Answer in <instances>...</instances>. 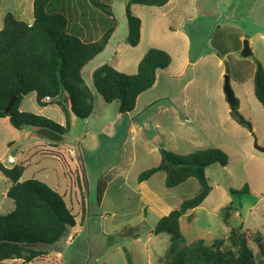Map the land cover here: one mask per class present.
<instances>
[{
  "label": "rangeland",
  "instance_id": "1",
  "mask_svg": "<svg viewBox=\"0 0 264 264\" xmlns=\"http://www.w3.org/2000/svg\"><path fill=\"white\" fill-rule=\"evenodd\" d=\"M101 1L110 5L116 28L105 49L84 67L90 87L93 71L103 64L136 73L150 48L166 51L171 62L157 73L154 86L138 98L131 114L119 115L116 102L108 104L94 93L91 116L84 120L72 116L69 131L59 137L74 150L73 177L58 159L43 155L42 147L34 148L40 139L32 128L17 130L7 118L0 119V162L23 166L21 181L46 183L64 197L75 216V227L29 264H126L125 251L134 264H163L172 252L171 240L167 234L151 233L159 217L143 202L142 189L153 191L155 199L175 209L195 196L199 185L190 178L167 188L160 171L140 189L136 177L160 163L162 150L183 158L209 147L223 150L228 163L207 167L212 190L200 206L180 218L182 237L187 243L222 237L224 247L237 249L239 233L253 250L255 264H264L254 241L259 237L264 243V151L256 148L264 147V109L254 96L252 78L254 61L264 66V42L254 39L250 45L247 38L258 29L264 33V0H169L164 7L133 4L130 12L142 22L135 47L125 42L127 0ZM32 5L33 0H1L0 29L6 14L31 22ZM48 8L70 10L79 18L73 25L94 37L108 21L87 0H59ZM245 41L251 50L248 57L241 55ZM225 67L238 113L251 124V131L230 115L223 90ZM19 109L63 120L56 105L41 112L34 93L22 98ZM131 122L140 127L138 132H128ZM9 156L15 161L10 162ZM245 185L248 193L230 192ZM8 186L0 174V214L13 210L6 196Z\"/></svg>",
  "mask_w": 264,
  "mask_h": 264
},
{
  "label": "trees",
  "instance_id": "2",
  "mask_svg": "<svg viewBox=\"0 0 264 264\" xmlns=\"http://www.w3.org/2000/svg\"><path fill=\"white\" fill-rule=\"evenodd\" d=\"M87 1L108 18L102 33L96 37L73 25L79 18L70 10L48 8L50 4H58L59 0H33L31 24L17 20L12 14L4 16L0 29V119L7 118L13 128L33 127L59 138L69 130L70 115L82 120L91 116L94 93L108 104L116 102L119 114H131L138 98L154 86L157 73L169 66L171 57L166 51L150 48L138 62L136 73L125 74L103 64L93 71L90 87L83 77L84 67L105 49L115 31L116 20L108 3ZM168 2L127 0L125 42L129 46L139 44L141 28V20L130 12L131 5L163 7ZM225 74H228L227 67ZM29 93H34L39 107L57 105L64 113L65 124L20 111V102ZM253 93L264 109V67L258 60L254 61ZM13 98L11 108L5 112ZM237 109L236 101L230 115L251 131V124ZM227 163L228 156L220 148H203L183 158L162 150L160 163L137 175L136 181L141 183L163 171L167 188H174L190 178L199 185L195 196L159 218L151 230L154 235L167 234L170 237L169 250L172 252L163 264H255L253 250L237 233L239 227L231 231L237 233V249L224 247L222 237L214 238L210 243L202 238L187 243L181 234L180 218L200 206L212 190L206 175L207 167L212 164L223 167ZM0 173L10 181L6 196L13 203V210L0 214V264L7 260L29 264L45 256V248L57 244L70 228L75 227V216L64 197L46 183L37 179L21 181L22 166L7 168L0 163ZM230 192L242 195L248 193L249 188L245 185L239 191ZM254 241L264 258L262 239L255 237ZM125 259L126 264H134L129 251H125Z\"/></svg>",
  "mask_w": 264,
  "mask_h": 264
},
{
  "label": "crops",
  "instance_id": "3",
  "mask_svg": "<svg viewBox=\"0 0 264 264\" xmlns=\"http://www.w3.org/2000/svg\"><path fill=\"white\" fill-rule=\"evenodd\" d=\"M170 11H171V9H170ZM32 21L29 22L28 24H31ZM141 34H142V22H141V28H140V38H141ZM247 38L249 40V44L250 45L252 44V41L254 39H261L264 42V33L261 30L258 29L251 36H247ZM186 40H187V45H188V39L186 38ZM253 71H254V69H253ZM252 76H253V74H252ZM51 105H55V104H50V105H47L45 107H40L41 108V112L44 111L48 106H51ZM94 106H95V99H94ZM62 114H63V117H62L63 120L57 121L59 124H61L62 122H64V124H65V116H64L63 112H62ZM41 115L49 118V116H46L45 114H41ZM127 115H129V114H127ZM71 118H72V115H70V117H69L70 126H71ZM64 124H61V125H64ZM136 125L137 124H133L131 122V124H130V126L128 128L129 129L128 132L129 133H135L137 130H140V127H137ZM30 128L33 129V132L40 139L38 141V144L34 145V148H39V147L41 148L42 147V149L40 151L45 152V154L43 153V155H48L51 158L58 159L61 162V164L63 165V168L65 169V171L67 170L69 175L71 177H73L71 172L76 173V171H77L76 170V164H75V158H72V155L74 154V150L72 148H67L66 144H64L62 142L63 141L62 137L57 138L53 133H51L49 131H44V130H40V129L33 128V127H30ZM9 160H10V162H14L15 161V157L14 156H9ZM0 163L2 164V162H0ZM4 166L7 167V168L13 167V166H7V165H4ZM23 170H24V167H23ZM45 179H49V177L45 176ZM70 184H72V185H70L71 187H73L74 189H77V185H75V184H73L71 182H70ZM138 184H139L138 187L140 189L144 188V185H145L144 182H141V183H138ZM9 186H10V181H9ZM142 191H143V195H142L143 202L145 204H147L151 208V210L158 215L159 218L167 215L171 210H173L171 208V206L167 207L166 204L163 203L161 200L155 199L156 197L153 195V191H151V190L148 191V190H144V189H142ZM149 195H152L153 197H151ZM7 261H10V262L11 261L12 262L20 261L21 264H22L21 260H7ZM7 261L2 262L1 264H5Z\"/></svg>",
  "mask_w": 264,
  "mask_h": 264
},
{
  "label": "water",
  "instance_id": "4",
  "mask_svg": "<svg viewBox=\"0 0 264 264\" xmlns=\"http://www.w3.org/2000/svg\"><path fill=\"white\" fill-rule=\"evenodd\" d=\"M242 57H248L251 55V50L249 48L248 42L245 41L244 45H243V49L241 52ZM223 90H224V94H225V98L226 101L229 104L230 107V111L234 110L235 105H236V100L234 97V93L230 87V79L229 76L227 74L224 75V85H223ZM15 98L11 99L9 104L7 105L5 112H8L9 109L11 108L13 102H14ZM256 148L260 151H264V147H259L256 146ZM225 217V214L223 215V218Z\"/></svg>",
  "mask_w": 264,
  "mask_h": 264
}]
</instances>
